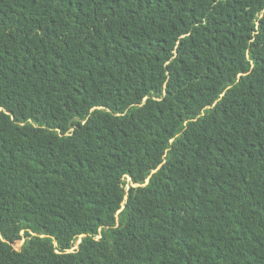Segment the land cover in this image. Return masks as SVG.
Wrapping results in <instances>:
<instances>
[{"label": "trees", "instance_id": "1", "mask_svg": "<svg viewBox=\"0 0 264 264\" xmlns=\"http://www.w3.org/2000/svg\"><path fill=\"white\" fill-rule=\"evenodd\" d=\"M0 264H264V0H0Z\"/></svg>", "mask_w": 264, "mask_h": 264}, {"label": "rangeland", "instance_id": "2", "mask_svg": "<svg viewBox=\"0 0 264 264\" xmlns=\"http://www.w3.org/2000/svg\"><path fill=\"white\" fill-rule=\"evenodd\" d=\"M128 186H129V185H128ZM128 186H127V187H128ZM26 228H31V229H32V227H30V226H25V227L23 228L22 232H23L24 229H26ZM22 232H21V233H22ZM33 234H34V232H33V229H32V233H31V235H30V238L32 237ZM30 238H29V240H30ZM79 241H80V239L77 240V243H79Z\"/></svg>", "mask_w": 264, "mask_h": 264}, {"label": "water", "instance_id": "3", "mask_svg": "<svg viewBox=\"0 0 264 264\" xmlns=\"http://www.w3.org/2000/svg\"><path fill=\"white\" fill-rule=\"evenodd\" d=\"M6 241V240H5ZM8 243H11L10 241H8ZM18 250H21V249H18Z\"/></svg>", "mask_w": 264, "mask_h": 264}]
</instances>
